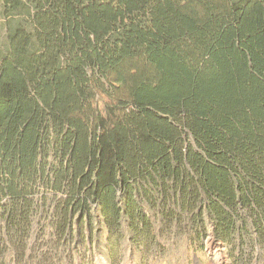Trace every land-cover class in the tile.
Wrapping results in <instances>:
<instances>
[{
  "label": "trees",
  "instance_id": "1",
  "mask_svg": "<svg viewBox=\"0 0 264 264\" xmlns=\"http://www.w3.org/2000/svg\"><path fill=\"white\" fill-rule=\"evenodd\" d=\"M1 4L0 264L94 214L111 251L159 226L264 261V0Z\"/></svg>",
  "mask_w": 264,
  "mask_h": 264
},
{
  "label": "rangeland",
  "instance_id": "2",
  "mask_svg": "<svg viewBox=\"0 0 264 264\" xmlns=\"http://www.w3.org/2000/svg\"><path fill=\"white\" fill-rule=\"evenodd\" d=\"M6 46L7 21L2 15L0 0V56L5 51ZM99 108L103 121H107L109 116L104 107V102L99 103ZM94 216L92 240L89 239L87 226L84 225L82 236L78 238L79 246H76L74 238L67 241L62 260L58 262L55 259L53 264H264L263 258L258 257L256 259V253L259 252L258 248H255L257 251L255 250L252 255L249 252L250 248L246 246L242 253H233L229 246L215 242L211 236L200 247L192 245L188 234L177 235L174 232H161L159 226L155 228L156 244L152 248L136 246L132 241V236L124 228V239L120 247L111 251L108 247L107 232L99 222L97 214ZM39 229L40 227L35 225V235L32 241L35 248L32 253L33 260L49 247L46 245L48 232L45 233L44 242H42Z\"/></svg>",
  "mask_w": 264,
  "mask_h": 264
}]
</instances>
